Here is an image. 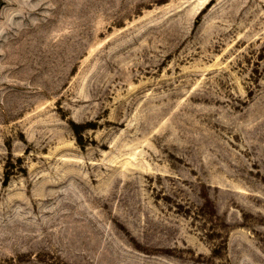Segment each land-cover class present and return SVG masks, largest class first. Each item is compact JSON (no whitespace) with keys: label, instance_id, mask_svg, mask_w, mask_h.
Masks as SVG:
<instances>
[{"label":"rangeland","instance_id":"374dc122","mask_svg":"<svg viewBox=\"0 0 264 264\" xmlns=\"http://www.w3.org/2000/svg\"><path fill=\"white\" fill-rule=\"evenodd\" d=\"M0 264H264V0H0Z\"/></svg>","mask_w":264,"mask_h":264}]
</instances>
